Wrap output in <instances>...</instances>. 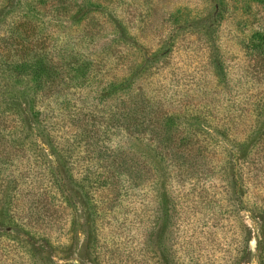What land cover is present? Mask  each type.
I'll return each instance as SVG.
<instances>
[{"label":"rangeland","instance_id":"rangeland-1","mask_svg":"<svg viewBox=\"0 0 264 264\" xmlns=\"http://www.w3.org/2000/svg\"><path fill=\"white\" fill-rule=\"evenodd\" d=\"M37 6L70 67L51 146L0 134V264H264V4Z\"/></svg>","mask_w":264,"mask_h":264},{"label":"trees","instance_id":"trees-1","mask_svg":"<svg viewBox=\"0 0 264 264\" xmlns=\"http://www.w3.org/2000/svg\"><path fill=\"white\" fill-rule=\"evenodd\" d=\"M5 1L0 0V134L14 146L36 148L39 140L51 146L52 137L44 121L47 110L42 105L47 92L58 86L70 66L55 63L39 40L35 21L41 13L37 5L45 0ZM251 1L264 4V0ZM255 39L259 43L255 47L261 48L264 56V35L257 34ZM162 124L168 134L178 125L168 115Z\"/></svg>","mask_w":264,"mask_h":264}]
</instances>
